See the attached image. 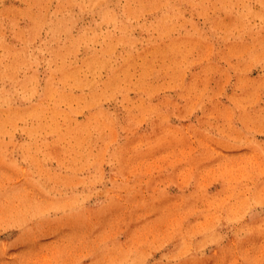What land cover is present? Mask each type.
<instances>
[{
    "label": "rangeland",
    "instance_id": "374dc122",
    "mask_svg": "<svg viewBox=\"0 0 264 264\" xmlns=\"http://www.w3.org/2000/svg\"><path fill=\"white\" fill-rule=\"evenodd\" d=\"M0 264H264V0H0Z\"/></svg>",
    "mask_w": 264,
    "mask_h": 264
}]
</instances>
